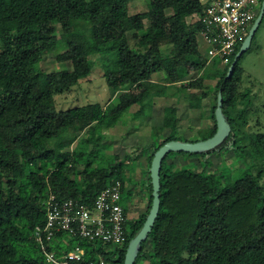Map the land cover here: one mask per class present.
<instances>
[{"label": "trees", "instance_id": "trees-1", "mask_svg": "<svg viewBox=\"0 0 264 264\" xmlns=\"http://www.w3.org/2000/svg\"><path fill=\"white\" fill-rule=\"evenodd\" d=\"M89 1L90 8H84L86 0H0V264H47L34 237L35 229L45 223L43 201L53 194L57 201L74 199L91 207L108 184L122 182L126 175L131 180V171L125 170L118 154L103 152L101 134L119 123L134 124L147 103L153 107L155 99L170 97L176 104L164 105L162 124L150 132L157 137L155 143L143 146L136 156L139 166L131 169L138 168L147 179L146 209L126 222L129 231L119 249L106 253V245L97 242L98 252L107 259L116 253L114 264H123L127 245L152 203L149 167L154 152L169 140H179L174 133H164V128L180 126L177 105L184 101L193 115L208 116L203 100L212 96V127L190 141L212 136L219 91L228 134L208 151L164 155L159 211L134 264L142 259L151 264H264V131H250L245 117L248 97L241 91L238 68L242 56L226 77L241 43L227 64L214 62V67L222 66L214 70L215 83H205L201 71L206 58L197 40V15L203 11L199 0H148L146 10L136 13L129 11L132 0ZM48 52L58 62H69L70 69H40ZM91 54L101 55L107 86L121 89L116 101L104 107L89 103L58 110L55 95L90 74ZM160 74L166 83L155 81L154 75ZM134 105H138L135 110ZM81 132L87 134L80 140L86 150L64 151ZM225 153L232 158L239 155L245 166L241 176L230 182H223L212 170L196 171L180 162ZM92 154L90 161L84 159ZM121 203L127 216L130 212L122 198ZM42 241L47 250L78 245L87 256L96 252L94 242L80 237L65 245L48 243L43 237Z\"/></svg>", "mask_w": 264, "mask_h": 264}, {"label": "rangeland", "instance_id": "rangeland-1", "mask_svg": "<svg viewBox=\"0 0 264 264\" xmlns=\"http://www.w3.org/2000/svg\"><path fill=\"white\" fill-rule=\"evenodd\" d=\"M147 1L148 0H132L129 3L130 13L145 11L147 8ZM90 7V1L86 0L84 8ZM257 7L260 8V4H258ZM60 33L61 31L58 28L57 35L60 36ZM133 42L134 39L130 36L129 43L133 44ZM199 50L200 54L203 56L204 48L201 43L199 44ZM214 62H206V66L201 71V74L206 77L205 83L206 81L207 83H215L214 70L222 67L220 65L214 67ZM90 63L91 72L87 77L81 78L78 84L69 91L55 95V105L58 110H66L89 103H98L100 106L104 107L108 102L116 101V97L120 94L121 89H113L107 86L103 76V59L101 55L91 54ZM38 66L46 72L70 69L69 62L56 61L54 53L52 52L46 53ZM238 68L242 72L241 91L246 92V97H248V102L245 106L247 109L245 117L248 118L250 131L262 132L264 131V14L252 38L250 46L238 61ZM195 74L196 73H193V76ZM164 76L163 74L154 75V79L155 81L158 80L159 82L166 83L164 81ZM186 78V81L191 79L192 73ZM185 80H183V83ZM155 101L156 103L153 107L147 103V106L144 108V113H139L141 119L133 120L134 124L129 123L123 125L119 123L115 126L108 127L104 130L105 132L101 134V143L104 144L103 146L106 145L103 152H107L108 155L118 154L120 159L127 165L125 170L127 172L131 171V180H129V175L122 178L124 184L122 201L130 212L126 216L128 222L137 217L138 211H144L146 209L148 200L146 194L147 187H145L147 185V179L141 175L138 168L137 170H131L134 166H139V159H137L136 156L140 154L142 148L146 147V144L155 143L157 137L152 136L150 132H152V128L159 127L162 124L164 105L172 106L176 104L175 100L170 97H163L160 100L155 99ZM213 102L212 96L203 100V104H206L204 106V113H206V115L208 114V116L202 118H200L199 115L192 114L187 107V102H181L177 105L176 112V116L180 118V126L176 130L166 127L163 130L164 133H174L180 141H190L191 139L201 138L204 133L212 127V123L209 119V110ZM136 106L134 105L131 109H137ZM127 118H131V116ZM85 136H87V134L84 132L79 133L78 137L75 138L73 143L65 148L64 151L72 152V150H74L78 152V149L85 151L87 147L80 141ZM94 154L96 155V153ZM94 154H92V156H85L84 159L90 161ZM93 159L95 160L96 157ZM180 162L196 171L203 170L207 173L212 170L217 176H222L223 182H230L240 177L242 171L245 169L243 160L239 155L236 158H232L231 155L226 153L211 155L209 157L203 156L200 157L199 161H189L186 163L185 160H181ZM144 172H146L145 169ZM261 183L264 186V176L261 179ZM126 187L131 190L130 196L126 193ZM128 229L129 227L126 223L127 232L129 231ZM65 241L62 242L67 244ZM55 244L57 245L58 242L55 241ZM121 246L122 244H109L105 246V250L113 252ZM140 263L151 264L149 259H142Z\"/></svg>", "mask_w": 264, "mask_h": 264}, {"label": "built area", "instance_id": "built-area-1", "mask_svg": "<svg viewBox=\"0 0 264 264\" xmlns=\"http://www.w3.org/2000/svg\"><path fill=\"white\" fill-rule=\"evenodd\" d=\"M199 1L203 11L197 15L200 22L197 34L203 41V56L207 63L227 64L258 14L260 0ZM121 187L120 180L108 184L96 195L91 207L74 199L57 201L53 194L43 201L45 223L35 229L34 237L41 245L47 264H114L117 254L107 259L98 252L101 246L97 242L102 246L125 242L127 218L121 203ZM42 237L54 245L55 241L65 245L62 241L68 244V240L80 237L94 242L96 252L87 256L85 249L78 245L67 250L55 247L47 250Z\"/></svg>", "mask_w": 264, "mask_h": 264}, {"label": "water", "instance_id": "water-1", "mask_svg": "<svg viewBox=\"0 0 264 264\" xmlns=\"http://www.w3.org/2000/svg\"><path fill=\"white\" fill-rule=\"evenodd\" d=\"M264 14V0H262L258 15L254 19L251 27L248 30L247 35L240 44V47L228 68L226 77H229L234 69V66L239 57L248 49L252 38L260 24L262 16ZM222 96L221 91L217 93L216 107L214 110L215 121H216V131L214 134L204 140L198 141H180V140H169L163 143L158 149L154 152L152 157L149 174L152 186V203L149 209V212L146 216V219L140 228V230L135 234V236L129 241L123 264H134L140 245L143 240L147 237L148 233L151 231V228L154 224L155 218L159 211V188H160V169L161 162L165 154L171 151H184V152H204L213 149L218 144H220L228 134L229 124L226 121L223 112H222Z\"/></svg>", "mask_w": 264, "mask_h": 264}, {"label": "crops", "instance_id": "crops-1", "mask_svg": "<svg viewBox=\"0 0 264 264\" xmlns=\"http://www.w3.org/2000/svg\"><path fill=\"white\" fill-rule=\"evenodd\" d=\"M198 39H199V40H198V41H199V44L201 43V44L203 45V41H202V39L199 38V37H198ZM203 48H204V47H203Z\"/></svg>", "mask_w": 264, "mask_h": 264}]
</instances>
